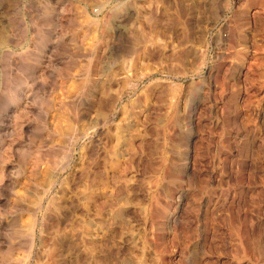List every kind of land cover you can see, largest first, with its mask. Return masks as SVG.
<instances>
[{
  "label": "rangeland",
  "instance_id": "1",
  "mask_svg": "<svg viewBox=\"0 0 264 264\" xmlns=\"http://www.w3.org/2000/svg\"><path fill=\"white\" fill-rule=\"evenodd\" d=\"M0 264H264V0H0Z\"/></svg>",
  "mask_w": 264,
  "mask_h": 264
},
{
  "label": "bare ground",
  "instance_id": "2",
  "mask_svg": "<svg viewBox=\"0 0 264 264\" xmlns=\"http://www.w3.org/2000/svg\"><path fill=\"white\" fill-rule=\"evenodd\" d=\"M174 119H175V117H174ZM173 121V120H172Z\"/></svg>",
  "mask_w": 264,
  "mask_h": 264
}]
</instances>
